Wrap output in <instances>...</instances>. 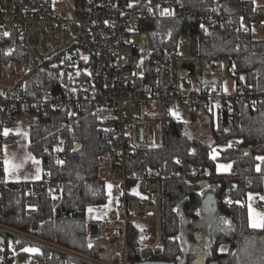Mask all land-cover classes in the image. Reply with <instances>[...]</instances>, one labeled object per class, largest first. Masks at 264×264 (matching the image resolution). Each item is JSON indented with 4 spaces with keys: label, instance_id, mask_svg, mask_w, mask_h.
<instances>
[{
    "label": "built area",
    "instance_id": "1",
    "mask_svg": "<svg viewBox=\"0 0 264 264\" xmlns=\"http://www.w3.org/2000/svg\"><path fill=\"white\" fill-rule=\"evenodd\" d=\"M195 16L194 9L179 0H157L147 5L139 0H0V33L15 36L21 43L24 71L35 73L44 64L56 84L55 88L45 82L32 87L26 83L4 86L0 109L7 111L9 119L0 115V126L24 124L42 111L59 110L61 127L74 132L90 108L116 138L113 150L98 158L99 181L122 186L115 199V217L88 223V251L51 242L0 221V232L13 239L12 247L4 241L7 249L0 250V264H51L45 251L65 257L69 261L66 264H138L152 262L162 254L165 182L171 175L138 176L130 167L143 163L150 150L160 147L163 124L172 109L216 108L231 117L237 106L255 107L263 99L251 85L236 84L230 94L219 86L198 84L202 45L191 34L183 36L166 58L152 59L151 50L147 59L142 57V47L135 38L143 34L139 31L141 22L191 21ZM200 23L203 27L228 25L236 32L264 37V7L249 12L241 7L236 12L211 10ZM184 85L191 87L188 94ZM64 145V139L51 140L50 154L56 162L67 156ZM175 163L184 166L180 158ZM58 185L62 189L63 183ZM3 186L0 173V195ZM21 187L18 185L20 192ZM55 192L52 187L50 193ZM222 200L227 205L231 202L228 196ZM143 221L154 223L155 242L140 243V260L131 263L129 233L131 228L141 233ZM19 243L38 246L41 255L27 261V255L16 254Z\"/></svg>",
    "mask_w": 264,
    "mask_h": 264
},
{
    "label": "trees",
    "instance_id": "2",
    "mask_svg": "<svg viewBox=\"0 0 264 264\" xmlns=\"http://www.w3.org/2000/svg\"><path fill=\"white\" fill-rule=\"evenodd\" d=\"M156 1L139 0V3L147 5ZM179 2L194 9V19L141 22L139 31L149 41L151 58H166L183 36L191 34L202 45L198 84L222 88L218 63L227 58L230 73L237 84L251 85L263 99L255 107L237 106L231 117L216 108L195 109L193 124L201 115L212 116L211 143L196 136L185 124L172 117L166 118L160 147L150 150L143 163L130 167L138 176L149 173L171 175L165 182L163 252L154 260L194 264L196 250L199 249L202 264H264V228L250 227L246 203L249 193L264 190V161L259 160L264 157V37L252 32H236L228 25L203 27L200 23V18L211 10L236 12L241 7L249 12L259 7L251 0ZM24 54V48L15 36L0 33V70L11 64L23 63ZM46 67L43 64L35 73L24 71L15 84L26 83L32 87L45 82L55 88L56 84L44 70ZM13 72L16 71L13 69ZM205 79H217L218 83H206ZM87 110L83 113L81 127L74 132L61 127L59 119L62 112L59 110L42 111L36 119L27 122L32 152L43 160L45 177L37 183L21 184L22 192L17 184L3 186L0 195L2 223L69 248L91 249L87 225L93 220L108 219V211L97 209L106 207L110 198L107 183L99 181L98 158L113 150L116 138L103 128L98 113L94 115L90 108ZM0 115L9 119L6 110L0 109ZM54 138L64 139L67 150L66 158L58 162L50 154V143ZM2 140L0 126V170ZM230 140L241 143L237 148L216 149ZM215 150L218 154L213 158ZM177 157L183 159V167L175 163ZM218 162L232 163V171L219 174ZM60 182L63 183L62 189L58 185ZM52 187L56 188L54 194L50 193ZM208 193L214 196L215 210L209 214L211 222L203 241L204 233L197 234L194 226L204 215ZM226 196L230 198L229 205L222 200ZM32 204L36 206L33 210L30 209ZM191 231L200 238L197 239L194 233L193 236L189 234ZM24 245L19 243L17 248ZM128 248L129 261L139 262V233L135 228L130 230ZM45 256L51 264L69 262L55 252L45 251ZM200 260L194 262L200 264Z\"/></svg>",
    "mask_w": 264,
    "mask_h": 264
},
{
    "label": "crops",
    "instance_id": "3",
    "mask_svg": "<svg viewBox=\"0 0 264 264\" xmlns=\"http://www.w3.org/2000/svg\"><path fill=\"white\" fill-rule=\"evenodd\" d=\"M9 85L7 83V77L0 70V99H1V91L4 86ZM235 91V88H234ZM233 91V92H234ZM232 92V93H233ZM229 93V92H227ZM231 94V93H230ZM201 117V116H200ZM207 120L211 124L212 116L210 115L202 118V120ZM198 121H201L199 118ZM22 125L19 123L15 126H9L2 128V136L4 139V144H2V165H1V178L4 183V186L10 184L21 185L24 183H37L44 179L45 177V169L43 165V160L34 156L31 148V132L30 128L28 130L24 129ZM5 130L7 131V135L4 134ZM9 138L13 139V142L9 143ZM241 141L230 140L226 144L216 148L218 150L224 151L228 148H237L239 147ZM217 150L214 151L213 158L217 157ZM264 158V157H261ZM9 161L8 168L9 171L5 172V160ZM260 162H263L264 159H260ZM38 162V163H37ZM15 165L16 167H13ZM227 168H223L221 166H229ZM217 172L219 174L230 173L232 171V163H221L218 162L216 164ZM259 168V166H258ZM111 185L112 187H108V194L110 196L108 205L106 207H100L97 210L99 211H108V219H113L115 217V199L116 196L120 193V185L116 183H107V186ZM141 190V189H140ZM143 192V190H141ZM247 207H248V216H249V225L251 224L250 215L252 218H258L257 214L260 216H264V190L261 192H251L248 195L247 199ZM205 208L204 215H202L201 220H206L207 215L215 210L214 206V196L212 193H208L207 198L205 200ZM107 218V217H106ZM106 220V219H105ZM200 220V221H201ZM209 226V225H207ZM251 227V226H250ZM195 230L197 228L194 226ZM253 228V227H251ZM253 229H262V228H253ZM137 230V229H136ZM199 230V229H198ZM139 233V231L137 230ZM143 243L141 240V233H139V244ZM196 260V257L195 259ZM157 261V260H154ZM139 264V263H138Z\"/></svg>",
    "mask_w": 264,
    "mask_h": 264
},
{
    "label": "rangeland",
    "instance_id": "4",
    "mask_svg": "<svg viewBox=\"0 0 264 264\" xmlns=\"http://www.w3.org/2000/svg\"><path fill=\"white\" fill-rule=\"evenodd\" d=\"M255 3V5L257 7H264V0H251ZM136 40L138 41V43L141 45L142 47V51H143V55L142 57L144 59H147L150 56V47H149V41L146 37L145 34H137L135 35ZM181 48L184 49L185 48V44L184 41L182 40L181 42ZM229 64L230 61L229 59L225 58L223 60H221L218 63V67H219V80L222 83V90L225 92H229L232 93L234 91V88H236V79L232 76V74L230 73L229 70ZM13 69L16 71L15 73L13 72ZM1 72H3V74H5V76L7 77V83H9V85H13L15 84L20 76L22 75V73H24V65L23 63H19V64H11L10 66H6L3 68V70H1ZM183 90L185 94H188L191 91V87H188L186 85L183 86ZM193 112L194 109H192L191 107H177L174 108L170 111L171 117L174 118L175 120L185 124L188 128H191V131L198 137H201L202 139H204L207 143H211V130H210V123L206 118V120H202L201 121H197L195 124L194 123V118H193ZM24 129L28 130L29 125L27 122H25L22 126ZM103 128L105 130H108L107 126H103ZM157 133V132H155ZM159 136V133H158ZM160 141V140H159ZM179 157L175 158L178 159ZM182 159V158H180ZM174 160V161H175ZM183 160V159H182ZM35 204H32L30 209L33 210L35 209ZM92 215V214H90ZM97 218L101 217V216H95ZM103 217V216H102ZM106 217V216H105ZM140 229H141V240L143 243L145 244H150V243H154L155 242V225L153 222H148V221H143L140 223ZM203 227H201L199 230H197V234H200V231H202ZM196 234L195 231H191L189 232V234H191L193 236ZM0 238H4L6 240L7 244H10V246H13V239L12 238H5V236L0 232ZM6 243H1L0 244V250H6ZM35 250V251H33ZM12 251H16L14 250V248H12ZM41 248H39L38 246L35 245H31V244H26L22 247L19 248V250L16 251V254H21V255H27L26 260H29V257H35L37 255H41ZM200 264H202V261L200 260Z\"/></svg>",
    "mask_w": 264,
    "mask_h": 264
},
{
    "label": "snow or ice",
    "instance_id": "5",
    "mask_svg": "<svg viewBox=\"0 0 264 264\" xmlns=\"http://www.w3.org/2000/svg\"><path fill=\"white\" fill-rule=\"evenodd\" d=\"M165 11L167 12V10H165ZM5 35H8V34L5 33ZM7 131L8 130H5V132H4L5 135H7ZM260 159H264V158H260ZM4 163L6 165L5 172H8L9 171V168L7 166L9 164V161L6 159ZM60 163H62V162H60ZM13 167H16V166L13 165ZM221 167L227 168V167H230V165L229 166H221ZM108 187L111 188L112 186L109 185ZM89 211L91 212L92 209H89ZM257 217L258 218H252L251 215H250V220H251L250 226L253 227V228H264V216H260L259 214H257ZM33 251H35V250H33Z\"/></svg>",
    "mask_w": 264,
    "mask_h": 264
},
{
    "label": "water",
    "instance_id": "6",
    "mask_svg": "<svg viewBox=\"0 0 264 264\" xmlns=\"http://www.w3.org/2000/svg\"><path fill=\"white\" fill-rule=\"evenodd\" d=\"M206 83H218L217 79L214 80H208L205 79ZM19 125H22V122H19ZM214 210L212 212H210L209 214H213ZM209 214L207 215L208 217L205 218V222L203 221V219L201 221H198L197 223L200 224L202 227L203 225L201 223H205L207 225H209V223L211 222V219H209ZM5 239L4 238H0V243H4ZM139 264H175V263H167V262H161V261H152V262H143V263H139ZM194 264H198V262H195ZM211 264H219L218 262H212Z\"/></svg>",
    "mask_w": 264,
    "mask_h": 264
},
{
    "label": "flooded vegetation",
    "instance_id": "7",
    "mask_svg": "<svg viewBox=\"0 0 264 264\" xmlns=\"http://www.w3.org/2000/svg\"><path fill=\"white\" fill-rule=\"evenodd\" d=\"M204 222H205V220H203ZM202 225H203V229H202V232H201V235L203 234V241H205L204 240V235L206 234L205 232L207 231V229H208V226H207V224H205V223H201ZM195 227L197 228V230L198 229H200L202 226L200 225V224H198V223H195ZM195 237L197 238V239H199L200 238V236L199 235H195ZM199 243V245H201L202 243L201 242H198ZM198 245V246H199ZM197 252V254H195V257H196V260H193V263H195L194 261H199L200 259H199V255L198 254H201V250H199V249H197L196 250ZM201 258V257H200Z\"/></svg>",
    "mask_w": 264,
    "mask_h": 264
}]
</instances>
